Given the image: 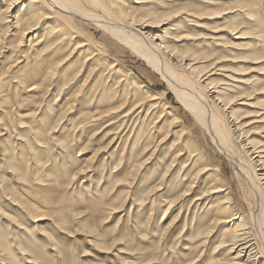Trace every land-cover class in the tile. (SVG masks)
I'll return each mask as SVG.
<instances>
[{
  "label": "rangeland",
  "instance_id": "1",
  "mask_svg": "<svg viewBox=\"0 0 264 264\" xmlns=\"http://www.w3.org/2000/svg\"><path fill=\"white\" fill-rule=\"evenodd\" d=\"M146 1L134 15L165 23L143 32L163 36L175 58L197 54L193 80L218 61L214 82H248L264 107V0ZM45 22L23 37L24 22L0 30V264H215L232 224L198 249L201 231L230 200L234 214L256 217L247 183L138 54L81 18L72 40ZM243 102L240 114L252 110ZM136 104L139 116L125 117ZM247 130L264 145V122Z\"/></svg>",
  "mask_w": 264,
  "mask_h": 264
},
{
  "label": "bare ground",
  "instance_id": "2",
  "mask_svg": "<svg viewBox=\"0 0 264 264\" xmlns=\"http://www.w3.org/2000/svg\"><path fill=\"white\" fill-rule=\"evenodd\" d=\"M122 2V0H0V9L5 5L0 11V23L5 26L0 30L8 31V28H11L18 31V27L24 22L26 26L22 29L21 35L23 37L28 32L38 31L45 21L47 23L48 20L52 19L57 26L54 34L60 33L61 40L69 38L72 40L77 36V33L66 31L70 29L71 25L77 23L78 18H81L96 24L123 46L144 59L147 65L159 73L168 83L180 104L193 115L196 125L207 132L220 154L232 165L234 171H237L239 178L247 183L249 186L247 191H250L255 202L253 205L257 215L253 220L252 216L242 211L234 214L235 209L232 208L231 200L223 203V205L220 203L221 206L219 207L215 208L214 206L215 214L210 213L213 217L206 220L208 222V224L205 223L207 227H204L200 234V237L205 238L206 243L202 241L198 249L207 244L208 240L210 241L219 224L229 219V223L232 224L231 229L229 233L227 231L223 234L218 248L216 247L217 249L214 250V256L215 254L225 256L218 259L215 264H264V145L251 140L249 138L251 132L248 136L247 130L253 124L264 122V107L256 108L252 104L254 102H250L252 97L246 96L248 92L244 86L248 87V82H238L243 85L215 83L211 76L216 73L213 71L217 69L218 61L206 65L203 72L200 71L201 78L199 81L193 80L189 74L199 69L197 66L199 60L196 61L198 55L175 58V55L171 54L165 45L166 41L164 42L163 36L159 34L148 36L146 32H143L147 27L162 28L165 21H154L148 17L144 18L142 15L139 17L134 15L133 8H143L147 1L132 0V4L137 5L135 7H124ZM191 13L188 15L193 16ZM23 15L27 17L21 18ZM195 17L197 16L195 15ZM153 21L155 22L154 26L152 25ZM195 23L196 25L199 24L197 20ZM166 31L167 29L163 30V33L166 34ZM44 40L39 41L43 42ZM171 60H175V64ZM115 67L112 64L111 68L115 69ZM220 69L216 71H220ZM50 77L51 73L48 72L45 78L49 79ZM204 77L206 78L203 80ZM44 82L45 80L41 84H34L28 91H37ZM256 93L258 94V92ZM149 99L150 101H160V98L156 96H150ZM238 101H244V104L241 105L252 110L248 108L250 112L240 114L234 108ZM115 110L119 111V107L113 109V111ZM139 110H142L141 104H136L125 117L129 119L130 115L135 113L139 116L141 112ZM236 143L243 146L241 148H245L247 162L243 160L235 148L237 147ZM200 155L203 156L204 154L201 152ZM222 188L224 186L215 187L208 189V192L219 193L223 191ZM190 189L188 188L183 196H186ZM199 199L202 198H198L197 201ZM210 214L209 216H211ZM198 249L196 250L198 251Z\"/></svg>",
  "mask_w": 264,
  "mask_h": 264
}]
</instances>
